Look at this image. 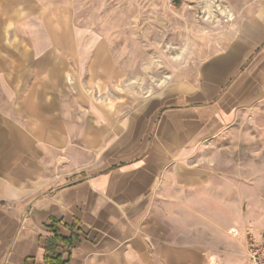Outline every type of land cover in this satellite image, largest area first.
Returning a JSON list of instances; mask_svg holds the SVG:
<instances>
[{"label": "crops", "instance_id": "crops-1", "mask_svg": "<svg viewBox=\"0 0 264 264\" xmlns=\"http://www.w3.org/2000/svg\"><path fill=\"white\" fill-rule=\"evenodd\" d=\"M218 47L120 87L69 0H0V264H242L264 231V0Z\"/></svg>", "mask_w": 264, "mask_h": 264}, {"label": "rangeland", "instance_id": "rangeland-1", "mask_svg": "<svg viewBox=\"0 0 264 264\" xmlns=\"http://www.w3.org/2000/svg\"><path fill=\"white\" fill-rule=\"evenodd\" d=\"M69 2L77 27L98 34L112 53L126 90L152 91L200 63L232 17L224 0Z\"/></svg>", "mask_w": 264, "mask_h": 264}, {"label": "built area", "instance_id": "built-area-1", "mask_svg": "<svg viewBox=\"0 0 264 264\" xmlns=\"http://www.w3.org/2000/svg\"><path fill=\"white\" fill-rule=\"evenodd\" d=\"M243 242L242 264H264V231H248Z\"/></svg>", "mask_w": 264, "mask_h": 264}, {"label": "trees", "instance_id": "trees-1", "mask_svg": "<svg viewBox=\"0 0 264 264\" xmlns=\"http://www.w3.org/2000/svg\"><path fill=\"white\" fill-rule=\"evenodd\" d=\"M64 241L63 238L54 235L45 243V259L49 264H59L58 255L55 253L56 243Z\"/></svg>", "mask_w": 264, "mask_h": 264}]
</instances>
